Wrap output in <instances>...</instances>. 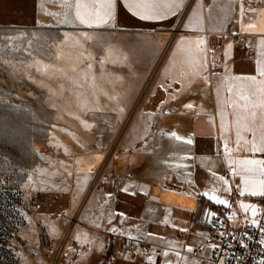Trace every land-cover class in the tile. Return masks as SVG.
I'll return each mask as SVG.
<instances>
[{
    "label": "crops",
    "instance_id": "crops-1",
    "mask_svg": "<svg viewBox=\"0 0 264 264\" xmlns=\"http://www.w3.org/2000/svg\"><path fill=\"white\" fill-rule=\"evenodd\" d=\"M191 1L178 0L181 6L176 14L165 20L143 21L118 0L113 22L89 28L75 22V9L64 7L65 0H0V26L65 31L75 26L88 33L114 29L113 35L83 45V66L99 82L98 104L83 108H97L101 123L126 127L115 141L111 160L100 171L97 192L83 203L81 223L72 228L59 264H148L149 256L155 264H177L176 252L186 258L179 264H212L207 247L212 217L205 216L204 210H224L235 226L253 219L251 211L240 208L241 203L254 205L259 215L264 197L239 195L235 185L240 178L229 175L227 160L264 159V154L235 150V117L226 104L235 99L227 89L235 91L242 82L233 78L256 75V61L264 59V0H221L227 14H217L214 22L207 18L187 22L184 29L189 34L175 38L162 54L171 36L170 23ZM69 2L75 4V0ZM212 28L216 29L213 35ZM225 29L228 35H240L242 43L235 46L226 39ZM198 38L206 41L207 68L193 74L184 49L194 48ZM161 55L162 62L155 69ZM150 74L153 81L139 99L140 85ZM189 103L194 105L191 110L184 107ZM172 131L191 137L192 144L165 134ZM244 135L251 139L250 134ZM224 142L233 150L231 157L223 151ZM70 157L61 170L67 178L53 180L39 191L36 228L42 237L58 239L65 233L91 186L95 166L90 154ZM213 172L225 176L232 186L230 193H217L228 200L227 205L202 196L218 184ZM150 233L162 239L154 240ZM188 246L192 252L186 251Z\"/></svg>",
    "mask_w": 264,
    "mask_h": 264
},
{
    "label": "rangeland",
    "instance_id": "rangeland-1",
    "mask_svg": "<svg viewBox=\"0 0 264 264\" xmlns=\"http://www.w3.org/2000/svg\"><path fill=\"white\" fill-rule=\"evenodd\" d=\"M225 5L221 0H192L170 23L162 54L175 38L189 34L187 22H214L217 14H227L221 9ZM113 34L112 27L88 33L75 26L67 31L0 26V264H52L46 242L57 244L70 234L81 223L83 203L97 192L100 171L111 160L126 124L101 123L97 108H83L98 104L99 82L97 75L88 76L81 51L88 41ZM224 34L232 40L227 29ZM152 81L153 74L144 79L139 99ZM83 154H90L95 166L91 186L65 233L58 239L42 237L36 228L39 191L53 180H65L61 170L68 156ZM68 240L57 264L65 257Z\"/></svg>",
    "mask_w": 264,
    "mask_h": 264
},
{
    "label": "snow or ice",
    "instance_id": "snow-or-ice-1",
    "mask_svg": "<svg viewBox=\"0 0 264 264\" xmlns=\"http://www.w3.org/2000/svg\"><path fill=\"white\" fill-rule=\"evenodd\" d=\"M117 6L118 0H91V2L75 0L74 5L70 3L69 0H65L64 4V7L69 10L75 9L73 15L75 22L86 25L89 28L100 27L101 25H108L110 22H113L117 17ZM180 6L178 0H123V7L133 16L143 21L165 20L169 15H175L176 10ZM241 13L243 14V7H241ZM68 19L69 13L66 12L65 22H67ZM248 27H252V25H248ZM184 43L185 41H181V44ZM193 43L195 47L184 49V52L186 62L193 69V74H196L199 69L203 68L206 70L207 68V50L205 48L206 41L203 38H198ZM261 43L264 44V40H262ZM255 71L256 75L233 78L242 82L235 87V91L232 87L227 89L229 95L235 96V99L230 100L228 104H226V107L231 106L233 108V115L235 117V150L238 152L247 150L253 156L257 153L264 154V59H258L256 61ZM257 77L261 78L259 82ZM174 98L175 97H173V99ZM184 107L187 110H191L194 105L189 103ZM224 126L222 122L220 126L221 129H223ZM257 132H259V136ZM244 133L250 134L251 139H248ZM165 134L170 135L176 140H183L188 144H192L193 142L191 137L177 135L175 131ZM223 151L227 157H231L233 154V150L229 148L227 142L223 144ZM227 164L229 175L231 177L239 176L240 178V183L235 185V189L239 195L243 196L245 193H248L250 196L264 197V159H228ZM212 176L218 184L209 191H204L202 196L217 205H227L228 200L221 198L217 193L221 191L230 193L233 190L229 180L223 175L217 176L215 172L212 173ZM123 190L127 191V189ZM131 194L135 195V193ZM240 208L245 213L251 211L253 217L251 224L253 226L264 228V225L256 219L258 213L254 205L241 203ZM124 215L125 214L120 213L121 217H124ZM204 215L211 218L214 217L216 213L205 209ZM209 222H212L211 219ZM110 230L113 232L116 231L115 228ZM181 231H184V229H181ZM149 237L154 240L162 239L151 233ZM262 243H264V241H262ZM211 247L215 254L219 246L212 244ZM186 251L192 252L193 249L191 246H188ZM162 255L167 257L169 253L164 251ZM175 255L178 257L177 264H179V260H186L180 252H176ZM148 264H155L153 256L148 257ZM166 264H172V261H167ZM218 264H222V262H218ZM259 264H264V259L260 260Z\"/></svg>",
    "mask_w": 264,
    "mask_h": 264
},
{
    "label": "built area",
    "instance_id": "built-area-1",
    "mask_svg": "<svg viewBox=\"0 0 264 264\" xmlns=\"http://www.w3.org/2000/svg\"><path fill=\"white\" fill-rule=\"evenodd\" d=\"M235 46L242 43L240 35H232ZM216 215L212 217L208 226L207 247L210 249L209 260L212 264H259L264 259V228L253 226L250 223L235 226L231 223L224 210L216 209ZM257 220L264 225V203L261 207ZM57 244L46 242V251L52 264H57L63 255L69 234L66 233ZM212 244L219 246L213 253ZM140 243V247H143ZM197 255H202L201 249H196Z\"/></svg>",
    "mask_w": 264,
    "mask_h": 264
}]
</instances>
